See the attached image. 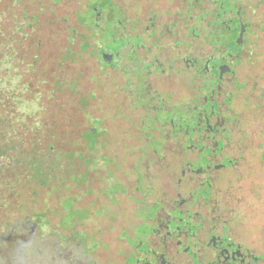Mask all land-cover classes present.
I'll use <instances>...</instances> for the list:
<instances>
[{"label":"rangeland","instance_id":"obj_1","mask_svg":"<svg viewBox=\"0 0 264 264\" xmlns=\"http://www.w3.org/2000/svg\"><path fill=\"white\" fill-rule=\"evenodd\" d=\"M144 1L0 0V10H8L13 23L19 21L24 27L31 17L35 19L32 29H24L30 43L21 50L28 59L31 53L38 56L36 69L42 80L30 84L34 91L42 92L51 83L61 89L50 97L38 98L30 88H17L23 75L16 71L10 51L11 59L0 58V69L6 71L3 83L14 88L5 89L7 99L21 111L27 108L28 114L16 115L26 130L36 129L43 117H50L49 122H55L59 132L68 133L60 138L62 148L71 149L64 151L69 166L62 170L57 192L49 195L51 204L41 203L39 211L30 213L27 220L25 215L21 240L12 244L19 251L9 248L12 257L4 264H88L102 258L118 241H128L136 233L132 229L131 234L128 221H136L134 214L144 215L149 182L171 175L169 164L213 172L234 166V180L248 181L255 176L261 177L264 185V0H186L185 8L173 12L175 21L162 27L153 22L158 16L151 13L154 41L149 55L177 45L178 25L190 35L191 48L205 43L216 57L233 52L238 55L240 50L231 42L235 33L226 37L219 21L227 15L247 19L244 55L233 63L238 64L240 75L224 91L214 80L198 82V73L192 72L186 78L191 97L172 90L179 87L171 86L168 80L156 79L177 73L173 59L163 64L159 61L158 67L137 59L135 51L142 43L134 37L133 18L136 6ZM93 6L101 11L102 29L107 30L112 20L119 21L123 62L115 61L111 71L102 65L98 53L97 45L102 41L89 19ZM0 29L8 34L1 11ZM210 47H204L208 54ZM147 78H155L157 88L146 87ZM39 99L48 108L45 114L44 109L40 111ZM195 110L202 113L204 121L211 117L219 120L207 127L206 138L193 129ZM217 136L221 139L214 140ZM230 143L229 156L225 150ZM209 155L216 160L207 162ZM233 184L230 182L229 190L240 195ZM259 190L251 188L253 193ZM201 194L195 190L196 196ZM20 211L17 208L16 212ZM223 211L229 222L244 223L231 212L234 209ZM261 236L255 235L256 252L264 250V233Z\"/></svg>","mask_w":264,"mask_h":264},{"label":"flooded vegetation","instance_id":"obj_2","mask_svg":"<svg viewBox=\"0 0 264 264\" xmlns=\"http://www.w3.org/2000/svg\"><path fill=\"white\" fill-rule=\"evenodd\" d=\"M167 1L145 0L136 6L137 14L133 18L134 37L142 43L135 51L137 59L143 64L154 67L159 66V61L163 64L164 60L173 59L172 67L178 70L177 73L171 74L168 78L156 79L168 80L171 86L179 87L172 90L177 91L181 96L192 95L186 87V78L192 72L198 73V82L203 79L214 80L219 90L228 89L232 80L240 75L238 64L233 63L244 55V40L248 33L245 23L247 19L227 15L219 21L226 37L232 32L235 33V38L231 42L235 45L236 51L240 50L238 55L233 52L222 58L216 57L210 45L205 43L191 48L190 35L183 32L181 25H178L176 30L179 35L175 47L149 55L150 43L154 41L150 35L151 13L155 12L158 16L153 22L162 27L163 23L174 22L173 12L186 6V0H170V3ZM98 10L97 6L92 7V13H97L99 18L102 14ZM235 19L236 25L233 26ZM115 28L122 47V33L118 30L120 25L117 24ZM205 46L210 47V54L206 53ZM120 47L110 48L101 54L102 65L107 70L111 71V65L115 61L123 62ZM156 79L147 78L146 87L151 90L157 88L154 83ZM193 114L195 118L193 129L198 132L200 138H206L209 134L208 126L219 123L216 117L204 121L199 111L195 110ZM215 139H221V136ZM231 148L230 143L225 150L227 155ZM194 159L195 157L189 160ZM206 159L207 162L216 160L211 155ZM223 170L222 172L208 171V169L191 171L181 169L179 163L177 166L169 164L167 172L171 175L165 174L157 182H149L151 186L148 196L144 198V215L137 217L134 214L136 221H128L129 231L132 234L133 229L136 233L132 234L128 241H118L119 244L109 253L105 252L102 258L99 257L88 264H264V250L256 252L254 249L255 235L260 239L264 233V223H261L264 222L262 179L254 176L248 181H236L233 179L234 166ZM230 182L239 188L240 195L235 190H229ZM252 187H259L261 190L253 193ZM196 189L202 193L200 197L195 195ZM221 208L234 209L231 212H234L237 218L240 216L244 223H240V220L236 223L229 222L225 216L227 213ZM236 217L234 216L233 220ZM255 218L258 223L248 222ZM251 228H255L256 231L249 232ZM109 245L111 248V244Z\"/></svg>","mask_w":264,"mask_h":264},{"label":"trees","instance_id":"obj_3","mask_svg":"<svg viewBox=\"0 0 264 264\" xmlns=\"http://www.w3.org/2000/svg\"><path fill=\"white\" fill-rule=\"evenodd\" d=\"M5 10L0 11L6 21L8 34H4L0 29V58L6 56L11 59L10 51L13 52L15 69L19 75L21 73L23 75L19 76L22 82L17 85V88L18 86H22L23 89L30 88L32 93L39 95L38 98L42 95L50 97L52 93L59 92L60 87L53 88L52 83L48 85L49 87H44L43 93L34 91V86L30 85L34 81L40 83L42 80L39 79L40 75L36 69L38 56L31 53L28 59L23 56L21 50L30 43L29 32H25L24 29H32L35 19L31 17L32 20L27 21L23 27L19 21L13 23L9 16L10 13ZM91 14L93 18H89L90 23L94 27L95 34L102 41L100 45H97L100 56L110 48L120 47L119 36L115 28L118 24L117 20H112L108 29L104 30L102 29V17L98 18L97 13ZM39 43V41L35 42L36 48L39 47ZM5 73L6 71L2 72L0 69V264L11 259L12 254L9 248L16 249V252L19 251L18 247L12 244L20 239L19 233L25 215L27 220L30 213L35 215L34 213L39 211L41 203L42 206L46 201L51 204L53 198L49 195L57 192L62 170L69 166L64 161V151L71 150L62 148L63 145L60 142L61 136L65 134L68 136V133L59 132L55 128V122H49L50 117L48 119L43 117L36 129L31 128L32 131L26 130L25 126L18 122L16 115L28 114L27 108L23 107L21 111L10 104L5 89L10 91L14 88L3 83ZM29 75L35 77L31 78ZM37 103L40 111L44 109L45 114L47 106H42L40 99ZM6 115L11 116V119H7ZM26 117L24 120L28 119V115ZM48 197H51L50 201ZM17 208L21 211L16 212Z\"/></svg>","mask_w":264,"mask_h":264}]
</instances>
